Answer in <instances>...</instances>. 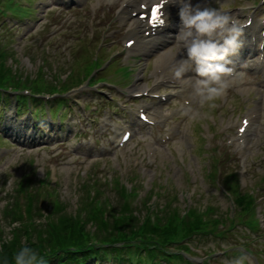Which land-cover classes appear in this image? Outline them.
<instances>
[{"label": "rangeland", "instance_id": "rangeland-1", "mask_svg": "<svg viewBox=\"0 0 264 264\" xmlns=\"http://www.w3.org/2000/svg\"><path fill=\"white\" fill-rule=\"evenodd\" d=\"M17 1L20 3L28 2L32 10L30 11V20L21 19L20 21L13 20L10 13L6 12V16L8 15L9 19L6 20L7 26L0 27V47L6 50L13 49V51L16 53L13 54L12 57H9L8 59L6 58L5 65L7 67H12L13 70L17 72V75L21 76L24 81L26 76L30 77L32 82L29 83H33V79L40 71V73H43L44 75V82L62 84L60 81H66L67 70L78 69L79 66L83 65L84 62L78 59L81 57V55L76 52L74 53V51L79 47H90V45L87 44V37H83L84 39L80 42H69L73 53V57L70 59V62L67 60V56L65 55L59 56L54 54L55 57L53 56V53L49 54L48 56L46 54L44 55V49L42 50L37 48L36 42L43 32L49 31L52 28L47 24V28L44 31H41L42 28L45 27L47 20L49 21V15L54 9L53 6L48 3L50 0ZM224 2L227 3L226 0H224ZM50 9L52 10L50 13H48ZM44 13L47 14L46 19H44ZM3 18L6 17H0V20ZM78 21L81 22L80 19L76 18V22ZM74 30L75 27H73V31ZM82 30L83 28H80V31ZM177 32L178 29L176 30V34ZM113 50L115 49L111 48L108 50V54L114 53ZM174 51L175 49L173 52ZM82 54L86 53L83 52ZM55 66L56 69H54ZM143 66L144 65H141L140 68ZM152 66H154V63L150 61L147 68L149 69ZM72 71V74L69 73L71 76H73L76 70ZM68 78L66 83L69 81ZM256 99L257 96L253 95L252 93L239 92L236 95L230 97L224 109L219 108L217 105L218 99L214 101V108H210L208 104L200 105L198 103V105L194 108L191 117L185 121L182 128V135L176 138V140L169 147H159L157 153V164L155 167L151 168L145 166L143 158L145 150L141 146V142H143L145 139H148L151 135L147 132H140L138 133L136 139L127 148L129 162L131 163L132 160L139 158L140 167L133 168L132 164L128 165L126 172L127 174L129 173V175L125 176L122 170L120 171L117 160L112 155L107 157L108 166L105 168H103L102 164L106 160H99L95 164L96 166H100L99 170L102 171L99 172L98 170V173H100L98 175L102 178L106 177L108 180H110L113 176H117L119 177V180L126 186V188L129 189V191L132 189L131 187H135L141 191L139 194L142 195L146 194V185L148 183L151 185L152 183L154 191L156 192L155 194H157L159 197L161 195V198L158 199L159 207L157 206V209H163V207H160V205L165 207L175 206L176 209H178V213L181 215L185 214L183 193L185 190L189 191L188 187H190L194 190V194L192 193L194 206L196 205L195 207H197L200 214H202V211H204L205 208H211L215 217L226 220V215L229 214L228 212L231 210V201L229 198L220 194L207 175L208 161L202 159V157L200 158L199 156L200 149H202V143H204L203 140H201L199 133L201 132L202 135V131L200 130L202 125L206 123L211 125L212 128H210V131L213 133L224 124V126L233 125L232 129H234V127L237 125L238 118H240L242 114L245 113V111L254 107ZM206 112L208 114H205ZM210 115H215L214 123L211 122L213 118L209 120ZM9 124L10 121L2 114V117L0 118V130H3L4 133L7 132L10 135H13L14 133L9 130L11 126ZM259 130L260 131L257 134L256 140L254 141L255 145L250 152V158L248 160V169L246 172V176L248 178V187L246 189L248 190H246L244 193L253 195L254 192V196H264V160L262 159V155L264 154V119ZM2 136L3 134L1 133L0 146L14 149L9 152V154L2 160L0 164V228H5V234L0 241V246L2 245V241L8 237L7 233L10 231V228H15L14 224H12L11 227L7 226V223L8 221H11V218L8 216H3L2 211L6 209V205L12 204L13 206L16 201H18L19 205H24L25 203V199L21 198L20 195L17 194L19 189L25 190L24 187H20L19 185L20 182L23 181L24 175L33 174L35 175L36 180H44L43 185L31 184L34 185V188L36 189L35 194L32 197L34 201L43 198L41 201L43 202L45 197H42L44 195L41 191H50L49 193H52L53 198L60 200L65 206V208H62L65 212L69 213L71 210H76L77 201H79V205L82 196H85V191L79 190L78 183V189L75 194L72 190L71 186L73 184V178L75 174V168L71 165L72 159H70V161L64 162L58 169V180L55 182L54 179L52 181L51 177L47 176L46 167L43 166L42 168L37 169L35 164L28 163V161L32 160L33 158V151L30 149L23 150L22 146H17L16 143L18 142L7 141ZM178 146L186 149L185 157L188 159V165H179L175 160L174 150L177 149ZM46 157L47 155H44V158ZM234 160L235 158H231L228 155L227 159L222 161L223 175L233 171V165L235 163H232L231 161ZM91 164L92 163L90 161L83 168V170L80 171L79 179L84 178L86 176V172L89 170H93V167H90ZM169 164L170 166H168ZM190 167L194 168V174L190 173ZM141 168H146V175L142 178L140 176ZM158 173H162V177L160 179H158L156 176ZM130 176H133V179L137 178V181H135L137 182L136 184L135 182H129ZM164 184L165 188L164 186L162 187ZM160 185L161 188L159 187ZM46 186H48V188ZM196 194H199L200 198L196 197ZM165 196L166 198L168 197V199H164ZM112 197L115 198L116 202V195ZM50 199H52V197ZM261 206L264 208V198ZM18 210L19 207H17L16 211ZM21 212L22 211H20V213ZM140 212L145 215L143 210ZM142 213H139V215H143ZM134 214L138 215L137 213ZM203 219L206 220L204 217ZM226 223L229 224L228 221H226ZM236 224H238V230L242 229L240 223L236 222ZM242 232L247 234L246 229H244ZM10 239L11 237H8L6 240L10 241ZM199 241L202 243L200 245H202L207 252H210L214 249H221L219 246H216L218 242L210 238L203 240L201 239ZM194 243L196 242L194 241ZM228 247L229 246L224 244L222 249L230 250ZM129 251L132 252L133 248H130ZM243 256L244 258L246 257L245 254H243ZM222 259L226 261L225 256H222Z\"/></svg>", "mask_w": 264, "mask_h": 264}, {"label": "trees", "instance_id": "trees-1", "mask_svg": "<svg viewBox=\"0 0 264 264\" xmlns=\"http://www.w3.org/2000/svg\"><path fill=\"white\" fill-rule=\"evenodd\" d=\"M5 60L6 58L0 55V84H3L7 77H12L15 74L11 68L5 66ZM123 196L124 192L121 190L118 193L116 204L110 200L112 210L105 222L101 220V212L106 210V205L102 203L98 206L95 199L91 202L85 200L82 203L83 219L80 218V215L73 217L70 213L65 212L62 209L65 206L61 201L52 205L51 212L48 213L47 217H44L37 213L34 205L32 206V199H29L26 220L23 219L19 210L16 211L18 207L17 201L13 206L12 204L6 205V209L2 211L3 216L11 218L7 226L11 227L14 223L19 225L15 228H10L7 233L8 237H11L10 241L6 240L8 237L2 241L0 246V264H14L12 257L24 245L35 249L44 258L45 264L60 263L61 259L68 264L77 263L80 258L86 260L91 255L96 256L95 250L89 249L88 228L90 226L88 227V225L95 227L100 241H106L110 244L121 240L124 241L128 236L135 234L141 229L144 233H157L163 239H168L171 235L177 233L175 219L177 216L179 217V213L176 208L169 207L163 214L157 216L158 229L150 228V222L148 221L144 224L145 226L141 227L142 217L139 214H134L133 209L124 202ZM241 202L243 203V201ZM194 219L196 220L190 221L186 219L182 221L179 230L180 235H190L192 230L201 229L202 226L206 225L197 215H195ZM1 229L0 241L5 234V228ZM71 247L79 249L78 252L80 254L75 255L70 249ZM60 249L65 250L63 257L60 258L56 255L53 258L50 257V253Z\"/></svg>", "mask_w": 264, "mask_h": 264}, {"label": "clouds", "instance_id": "clouds-1", "mask_svg": "<svg viewBox=\"0 0 264 264\" xmlns=\"http://www.w3.org/2000/svg\"><path fill=\"white\" fill-rule=\"evenodd\" d=\"M179 6L177 47L184 55L175 60L173 75L180 79L194 72V94L200 105L215 107L229 86L228 77L234 73L229 57L242 46L243 28L217 8L193 5L191 0H175ZM192 79V78H189ZM195 115V114H194ZM14 264H45L39 253L24 245L12 257ZM236 264H240L237 261Z\"/></svg>", "mask_w": 264, "mask_h": 264}, {"label": "snow or ice", "instance_id": "snow-or-ice-1", "mask_svg": "<svg viewBox=\"0 0 264 264\" xmlns=\"http://www.w3.org/2000/svg\"><path fill=\"white\" fill-rule=\"evenodd\" d=\"M162 7H163V4L151 7L149 22L150 24H152V26H156L155 22L157 21H159L160 23H163V21L160 20ZM241 131H243V128L241 129Z\"/></svg>", "mask_w": 264, "mask_h": 264}, {"label": "bare ground", "instance_id": "bare-ground-1", "mask_svg": "<svg viewBox=\"0 0 264 264\" xmlns=\"http://www.w3.org/2000/svg\"><path fill=\"white\" fill-rule=\"evenodd\" d=\"M178 11H179V6L176 3L172 4V6H171V16H170V20H169L170 26L172 27V29L174 28V25H179V22H176V21L173 20V15L175 13L178 14ZM168 58H169V56H166V57H164L161 60H156L155 63H156V65H158V64L164 62L165 60H167Z\"/></svg>", "mask_w": 264, "mask_h": 264}]
</instances>
